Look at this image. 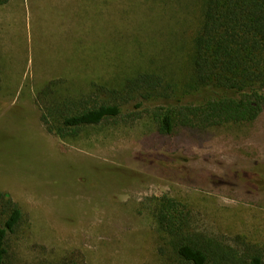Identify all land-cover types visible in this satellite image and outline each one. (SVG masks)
<instances>
[{"label":"rangeland","instance_id":"1","mask_svg":"<svg viewBox=\"0 0 264 264\" xmlns=\"http://www.w3.org/2000/svg\"><path fill=\"white\" fill-rule=\"evenodd\" d=\"M204 1L0 4V189L24 213L6 264H176L154 216L164 195L193 232L264 254V106L252 122L162 134L155 101L67 140L39 118L49 81L106 101L104 89L148 72L182 92Z\"/></svg>","mask_w":264,"mask_h":264},{"label":"trees","instance_id":"2","mask_svg":"<svg viewBox=\"0 0 264 264\" xmlns=\"http://www.w3.org/2000/svg\"><path fill=\"white\" fill-rule=\"evenodd\" d=\"M191 53L192 81L182 92L164 88L161 79L148 72L126 79L119 88L104 89L106 101L98 94L75 97L49 81L37 93L40 121L67 140L84 127L136 117L142 108L148 112L144 104L155 101L160 103L153 120L162 134H170L177 125L206 129L254 121L264 106V0H205ZM184 207L164 195L154 211L176 264H264L263 252L241 236L234 237L232 245L193 232ZM23 218L18 203L0 189V264L7 263L11 238Z\"/></svg>","mask_w":264,"mask_h":264}]
</instances>
